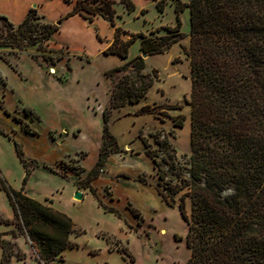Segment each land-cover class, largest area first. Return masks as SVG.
<instances>
[{
    "label": "trees",
    "instance_id": "trees-1",
    "mask_svg": "<svg viewBox=\"0 0 264 264\" xmlns=\"http://www.w3.org/2000/svg\"><path fill=\"white\" fill-rule=\"evenodd\" d=\"M120 1L129 11L137 8L133 0ZM154 1L158 10L164 11L166 0ZM116 2L76 0L73 10L66 15L80 14L90 21L100 16L109 21L115 27V38L104 52L126 59L106 70L113 86L110 102L103 109V143L96 163L79 187L89 188L102 204L93 181L101 175L109 155L121 151L110 129L111 112L140 102L158 78L156 69L146 70L142 54L130 57L131 45L142 37L143 53L165 52L182 38L181 13L188 8L190 45L183 48L191 67V92L187 99L191 107V130L190 153L184 157L190 177H184L177 150L163 129L150 133L158 144L154 149L143 133L140 137L157 170L156 188L163 200L173 205L175 196L182 192L179 210L188 224L186 241L191 252L186 264H264V0H176L177 24L165 26L168 31L165 35L136 32L130 39L123 38L127 32L117 25L121 15L115 8ZM146 12L147 9H142V13ZM60 23L46 20L37 7H31L18 24L0 14V57L9 62L2 48L21 50L27 45L42 44L59 30ZM49 51L57 53L58 60L71 52L69 46ZM71 59L68 55L69 68ZM87 61H91L89 55ZM179 107L169 105L162 111L163 106L147 104L140 113L168 115V109ZM26 110L33 119H40L32 108ZM5 112L10 114L7 109ZM185 118L172 116L174 126L182 127ZM22 124L27 132H36L28 123ZM0 130L12 137L1 125ZM51 134L54 136V132ZM14 140L26 168L22 188H13L0 171V188L7 192L15 211L17 230L12 233L15 237L18 233L27 237L42 264H57L55 260L63 258L66 248L78 247L71 234H82L85 230L65 212L28 196L25 185L32 171L41 165L65 178L68 175L53 165L28 157L22 144ZM164 164L177 171L179 182L167 179ZM140 179L146 182L143 177ZM104 208L121 216L113 207ZM132 210L140 215L137 209ZM0 221L11 222L1 214ZM100 236L112 249L135 261L129 247L122 246L120 239L105 232ZM0 246L4 264H9L13 256L26 257L17 242L5 239L3 233H0Z\"/></svg>",
    "mask_w": 264,
    "mask_h": 264
},
{
    "label": "rangeland",
    "instance_id": "rangeland-1",
    "mask_svg": "<svg viewBox=\"0 0 264 264\" xmlns=\"http://www.w3.org/2000/svg\"><path fill=\"white\" fill-rule=\"evenodd\" d=\"M133 1L137 7L134 11H129L120 0H117L115 4L117 12L121 15L117 18V25H120L127 32L123 34L124 39H130L132 33L136 32H144L148 36L165 35L168 32L165 26L177 24L176 0H166L165 9L162 12L158 10L154 0ZM75 2L76 0H73V3ZM7 6L6 1L0 0V10ZM144 8L147 9L146 13H142ZM39 13L41 14V12ZM181 19L182 38L165 52L145 57L146 70L151 72L156 69L158 71V78L153 87L137 104H127L119 110H112L111 116L115 111L114 116L128 117L117 119L113 123V129L117 134L114 133L120 139L121 151L116 153V161H112L107 172L103 174L107 169V166L104 167L101 173L103 175L97 184L98 187L102 188L98 191V196L102 201L101 206L103 208L104 206L113 207L118 212L116 207L111 206L113 204L110 200L111 197H115L114 183L115 191L120 195L121 201L128 197L135 205L137 204L144 217L138 219L130 214V220L127 219L125 224L124 219L119 218L116 212H113L115 215L110 213L112 211L107 210V213L100 214L97 212L95 203L90 196H85L82 199L75 198L79 202L72 205L71 183H65V189H61L63 192L60 197L61 206L72 210L75 215L86 217L89 221L98 218L101 225L111 232L112 236L122 241V246L127 245L129 247L135 261L132 262L123 254L128 264H186L190 258L191 252L186 241L188 224L179 210L182 192L175 196L176 201L173 205L165 204L154 186L149 185L157 184L158 174L152 159L145 154V145L141 150L144 154L132 157L129 155L136 154V151L131 147L128 149L123 146L137 130L136 138H141L140 133H143L154 149L158 144L150 133L163 129L164 134L168 135L170 142L177 150V157L184 177H190L189 164L184 157L185 154L190 153L191 130V107L187 103L191 92V67L190 59L183 48L190 45V12L188 8L181 13ZM11 21L13 22V20ZM92 22L94 23L91 24V29L96 31L95 35L91 32L79 35L80 26L71 21L63 29H60V34L56 39L52 36L42 44L27 45L25 49L21 50L10 47L1 49L4 56L9 60L6 62L17 70L23 69L28 76V80L23 84L17 83L16 91L22 95L21 98L38 104L43 111L42 120L37 124L40 135L31 137L45 142L48 137L46 134L48 128L65 127L68 129L66 132L71 131L74 126L81 128L78 136L65 135L62 143L51 142L49 139V143L43 147L44 156L53 161L59 155L69 154L53 166L59 171L65 172L75 184L77 182L78 187L79 184L84 183L88 172L84 165H91L94 162L101 143V111L110 102L113 86V79L106 74V70L120 64L122 60L119 56L103 53L104 44L113 39L111 35L115 27H112L109 21L100 16H95ZM97 32L100 33L99 38ZM81 35H84L85 39ZM141 40L142 37H139L131 45L130 57L138 54L143 55L140 49ZM62 45H69L71 52L58 60V54L49 50L65 47ZM85 53L91 58L89 63H86L87 56ZM33 55L35 56L33 57ZM68 55L72 56L71 68L68 67ZM19 58L21 59L18 63ZM9 70L0 65V75L4 72L10 73ZM21 75L24 78V75ZM7 82L11 81L8 79ZM3 88L4 84L0 81V90ZM13 100L14 97L8 98L4 103L6 106L7 103L12 105ZM147 104L163 106L162 111L165 109L164 107L169 105H181V107L168 109V115L157 116L152 113H140L142 107ZM26 109L25 104L21 102L12 112L15 120L21 124L27 123L29 118H33L32 113H27ZM97 111L98 113H96ZM3 113L4 111L0 106V114ZM178 115L186 117L182 127L174 126L172 116ZM28 145L29 147L32 146L30 142H27ZM24 151L26 152L25 148ZM164 167L167 170V179L173 180V183L179 182L177 171L171 168L169 164H164ZM142 177L149 184L136 180ZM118 179L120 181L115 182ZM106 180L107 183L104 186ZM7 181L10 184L8 179ZM79 188L81 190L86 189L84 187ZM121 201L119 203L121 206L118 207L120 211L126 205ZM187 208L190 212L189 199L187 200ZM79 226L85 230V233H88L87 227ZM126 231L128 236H124ZM162 231H166V234H163ZM75 259L79 258L75 256Z\"/></svg>",
    "mask_w": 264,
    "mask_h": 264
},
{
    "label": "crops",
    "instance_id": "crops-1",
    "mask_svg": "<svg viewBox=\"0 0 264 264\" xmlns=\"http://www.w3.org/2000/svg\"><path fill=\"white\" fill-rule=\"evenodd\" d=\"M4 1H6L8 3V6L1 9L0 14H5V15L9 16V18L11 20H13V22L16 24L20 23L26 17V15H27V13L31 7H37L39 12H41V14L45 16V19L50 21V22L57 23L58 21H61L59 30L53 35L55 37V39L58 36V34H60V29L61 28L63 29L64 26L71 21L78 23V26H80L79 27L80 32L78 33L79 35L83 34V33L87 34L89 32H91L92 34L95 35V33H96L95 30L93 31L91 29V24L94 22H92L89 19L81 16L80 14H73V15L66 17V15L70 11H72L74 8L73 2L69 3V2H66L65 0H4ZM112 27H114V26H112ZM81 36H83V38L85 39L84 35H81ZM97 36H98V38L100 37L99 32H97ZM111 36H113V39L104 44V46H103L104 50L114 40L115 29H114L113 34ZM62 46H69V45H62ZM83 47L85 48L84 42H83ZM103 53L106 54L104 51H103ZM87 55L88 54H86V56ZM106 55H114V56L121 57L118 54H106ZM21 58L18 59V63H19ZM31 60L33 61V59H31ZM125 61H126V59L122 58L120 64L124 63ZM86 63H89V62L86 60ZM120 64H118V65H120ZM0 65L5 66V68H7L8 70L10 69L9 70L10 73L4 72L0 75V81H1V83L4 84V88L2 90H0V96H2V97H0V106L2 107V109L4 111L3 114H0V125L2 127H4L5 130L8 131L12 135V137H9V136L3 134L0 130V170H1V173L3 175H5V177L9 180L10 184L14 188L21 189L23 186V180H24V177L26 174V168L23 165V162L21 161V159L18 155L14 139L18 140L22 144L23 149L25 148V150H26L25 154L28 157L37 159L41 163H47L49 165H56L59 161H61L64 157L68 156L69 154L68 155L67 154L59 155V156L55 157V160L53 161V160L47 158L46 156H44L43 147H45V145H47L50 140H51V142L56 141L58 143H62L65 135L69 136V134H70V137H73V136L76 137L81 132V128L74 126L71 129V131H69V132H66V131H68V129L65 127L48 128L46 131V134L48 136L47 139H45L46 143L44 142V140L38 141V139H34L33 137H31V136H39L40 135L39 131L37 130V124L42 120L43 111L39 107L38 104H34L31 101H28L27 99L21 98L22 95L16 91L17 83L23 84V82H26L28 80V76L26 75V73H24L23 69L20 68L19 70H15V67L8 64L1 57H0ZM113 67H115V66H113ZM110 68H112V67H110ZM21 74L24 75V78L22 77ZM47 74H49V73H47ZM49 75H52V74H49ZM52 76H54V75H52ZM3 79H5L6 81H4ZM8 79L11 82H7ZM4 97H6V99H4ZM12 97H14L12 105H9L7 103V106H6L4 101L6 102V100L8 98L11 99ZM21 102H23L25 104V108H27V107L32 108L40 116V119H37V120H34L33 118H29V119L27 118L28 119L27 123L29 124V126L31 127L32 130L36 131L35 133L27 132L23 128L22 124L20 122H18L17 120H15V117L12 114V112L17 108L18 103H21ZM2 104H3V106H2ZM135 104H137V103H135ZM131 105H133V104H131ZM125 106H123V107H125ZM5 109L10 111V114L6 113ZM116 109L119 110L120 108H116ZM96 113H98V111ZM114 114H115V111H114V113H112V116H111L110 129H111L112 133L117 137L118 143H120L119 136L116 135L117 133L113 129V123L117 119H122L123 117H128V116H117V115L114 116ZM101 118H102V136H101L100 147H99L98 154H97L94 162L91 165H84L83 164L84 166H86L85 169L87 171H89L94 166V164L96 163V161L99 157V153H100L102 143H103V110L101 111ZM51 132H54V136H52ZM56 133H58V136H56ZM136 133H137V130L132 135V137L127 142H125L123 144V146L125 148L131 147V149L133 148L136 151V154H134V155H131L129 153L130 157L135 156V155H139V154H144L141 152L142 147L144 145L143 144L144 141H143L142 137L139 139L136 138ZM27 142H30L32 144V146H30V147H29V145L27 146ZM116 153H111L109 155L107 162L105 164V166H107V169L105 172H103V174L107 172L111 162L116 161L115 160ZM145 154H146V152H145ZM127 159H128V157L126 158V160ZM103 174H101V175H103ZM101 175L93 181V185L97 188V191L102 189V188L97 186L98 182L100 181ZM120 179L131 180L132 178H120ZM120 179L115 180V182L120 181ZM133 179H136V178H133ZM136 180L141 181V179H136ZM141 182L149 184V183L144 182V181H141ZM65 183H67V184L71 183L70 187L72 190L71 191L72 192V194H71V204L72 205H76L77 202H79V200H75L74 193L77 190H80L83 193V198L85 196H90L92 198L93 202L95 203V206H96L95 208H96L97 212H99L100 214L101 213H107V211L101 206L97 197L91 192V190L89 188L81 190L75 184L74 181L70 180L69 178L63 177L62 175H60L59 173L49 169L48 167H45L43 165L36 167L32 171V173H31V175H30V177H29V179L25 185V193L34 199H37L41 202L50 204L51 206L55 207L56 209H58L62 212H65L70 217H72L73 220L75 222H77V224L88 228V233H84V234L73 233V234H71V239L75 243L78 244V247L66 248L63 252V258H57L55 260V262L57 264H128L127 260L123 256V253L116 250V249H112L109 242L105 238L100 236V233H102V232H105L107 234H110L111 232L107 231L106 228L103 225H101L98 218L91 219L89 221V219H87L86 217H80L78 215H75L72 210L61 206L60 197L63 193V192H61V189H65ZM106 183H107V180L105 181V183L103 185L105 186ZM149 185L154 186V188L156 189V192L158 193V195L160 196L162 201H164V203L167 204V202L165 200H163L162 196L159 194V192L156 188V185H154V184H149ZM104 186H102V187H104ZM113 190H114V196L115 197L110 198V200L113 204L111 206H114L117 208L118 212L121 214V216H118V217L124 219L125 224L127 223L126 222L127 219L130 220V214L137 217L138 219H139V217H144L142 211L137 206V204L135 205V203H133L128 197L124 198V200L121 201L120 195L115 191L114 183H113ZM120 201L122 203L126 204L122 211H120L118 209V207L121 206V205H119ZM167 205H169V204H167ZM132 208L140 211V215L139 216L136 215L133 212ZM110 213H113V212H110ZM0 214L3 217H5L6 219H9L11 221L10 223H5V222L0 221V233L4 234L5 239L15 240L17 242L18 246L26 253V257L22 258V259H20L16 256H13L11 258L9 264H42L37 257V253H36L35 248L28 241L27 237L23 234H20V233H18V235L16 237L13 235L12 230H17V227H16L15 222H14L15 221V211H14V208H13L11 202H10V199H9L7 192L1 188H0ZM113 214L115 215V213H113ZM89 222H90V224H89ZM128 235L129 234L126 231L124 236H128ZM2 255H3V249L0 246V264H4L2 262ZM75 256H77L79 259H75ZM77 260H79V261H77Z\"/></svg>",
    "mask_w": 264,
    "mask_h": 264
},
{
    "label": "water",
    "instance_id": "water-1",
    "mask_svg": "<svg viewBox=\"0 0 264 264\" xmlns=\"http://www.w3.org/2000/svg\"><path fill=\"white\" fill-rule=\"evenodd\" d=\"M143 56H144V57H147L148 54L143 53ZM75 198H77V199H82V198H83V193H82L80 190H77L76 193H75Z\"/></svg>",
    "mask_w": 264,
    "mask_h": 264
},
{
    "label": "bare ground",
    "instance_id": "bare-ground-1",
    "mask_svg": "<svg viewBox=\"0 0 264 264\" xmlns=\"http://www.w3.org/2000/svg\"><path fill=\"white\" fill-rule=\"evenodd\" d=\"M53 72L55 71L54 69L52 70ZM163 234H166V231H162Z\"/></svg>",
    "mask_w": 264,
    "mask_h": 264
}]
</instances>
